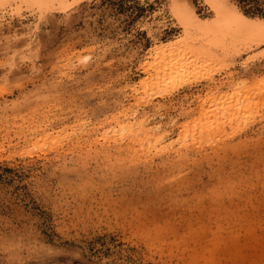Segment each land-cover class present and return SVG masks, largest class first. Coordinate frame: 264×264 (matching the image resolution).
<instances>
[{"label":"rangeland","instance_id":"374dc122","mask_svg":"<svg viewBox=\"0 0 264 264\" xmlns=\"http://www.w3.org/2000/svg\"><path fill=\"white\" fill-rule=\"evenodd\" d=\"M38 2L0 1V264H264V46L228 54L171 0Z\"/></svg>","mask_w":264,"mask_h":264},{"label":"bare ground","instance_id":"6f19581e","mask_svg":"<svg viewBox=\"0 0 264 264\" xmlns=\"http://www.w3.org/2000/svg\"><path fill=\"white\" fill-rule=\"evenodd\" d=\"M0 1H6V2H8V1L9 2L17 1V2H21V3H23V2L27 3L30 0H0ZM32 1L41 2L46 7L47 12H51L52 10H58V9L63 10V12H64V11H67L68 9L74 7V6H77L78 4H80L84 0H32ZM171 2H172L171 11L174 14V16L178 19L180 25L182 27H184L186 32H188V33L191 32L192 33V31L193 32L197 31V33H199V34H200V32L204 33L205 35H206V33H207V35L211 34L213 36L211 38L214 39V43L215 44H218L220 46H224L226 49H227L228 46L229 47H235V50H229L228 49L229 52H228V50H226L224 48L226 50V52H228V54L231 53V55L234 54L236 56L243 50H246V49H250L251 50L255 46H258V45L262 44L261 43L260 33H259V28L257 27L255 30L245 29V30L242 31L241 27L239 25H237V23L232 19L231 10L232 9L237 10L240 13V15L246 21L251 22L252 24H255L257 26L259 24H261V23H264V19H256V18H251V17L247 16L246 14H244V12L239 7L234 5L230 0H204V3L210 8V10L214 14L213 18H205V19L201 18L196 13V11L194 10V8L192 7V5H191V3L189 1H187V0H171ZM215 44H213V45H215ZM167 45L169 46V48H168ZM165 46H167V47H165ZM208 46H209L210 49H207V45H206V49H205V46L204 47L202 46L203 50L201 51L202 52L201 54L200 53H196L197 52L196 50L199 48L198 46H197L198 48L195 49V52L193 50L190 52V50H189V52L187 54H190V53L194 54L195 53L193 57L191 56L192 60L190 62H188L189 60L188 61L185 60V56H186L185 55V52H186L185 50L183 51L184 52L183 55H185V56H180V55H182L181 53H179L180 55L178 54L180 59L175 54V56H176V59H175L176 60V64L172 63V64H175L174 66L169 65V66H171L170 69H172L173 71H170L171 75L170 76L168 75L166 77V78H169V79L172 78V80H169L170 82H166L165 81L167 85L165 84L166 86L165 87L163 86V88H161L158 85V87H160V89L158 88V91L157 92L155 91L156 95L164 96V95L172 93L176 89L178 90L180 88H185V87H187L189 85H192V83L194 81H196L195 79H192V77L194 76L193 74L195 73V75H196V72L193 73V71H192V73H191V72L188 71L189 67L192 66L190 64H194L195 66L197 65V68H199L198 67L199 65H201V66L205 65L208 62L209 58H210V54L213 55L215 53L214 52L215 48L212 49V51H213L212 52L210 50L213 47H211V45H208ZM194 47H193V49H194ZM160 48L161 49H159V48H155L154 49V51H155L154 53H155L156 58L157 57L158 58L159 57H163L165 54H168L167 52H169V51H167V50H169L170 48H173V46L169 45V44H165L164 46H161ZM186 49H187V47H186ZM188 49H189V47H188ZM200 49H202V48H200ZM220 51H222V50H220ZM210 52H212V53H210ZM216 55H218V54H216ZM224 56L226 58V54ZM183 57H184V59H183ZM211 57H213V56H211ZM218 57H221V55L218 56ZM156 58H155V60L158 61ZM177 58L179 60H177ZM187 58L188 57H186V59ZM159 59H161V58H159ZM171 60H170V62H171ZM175 60H173L172 62H174ZM151 62H149V63L146 62L145 63L146 64V68L145 69H146L147 72H151V68L150 67H152V66L149 67L148 65L149 64L152 65L153 63H155V62H152V63ZM167 62L170 63L169 61H167ZM165 64H166V62H165ZM207 64H209V63H207ZM163 66H164V63H163ZM172 67H174V69ZM154 68H155V66H154ZM162 69H164V72H165L166 69H169V68L167 66H165ZM162 69H160V70H162ZM154 70H157V68H155ZM191 70H193V68L190 69V71ZM195 71L198 72L197 69ZM200 72H201V70H200ZM200 72H198V73H200ZM159 73H161V71H159ZM167 73H168V71H166V74ZM170 73H168V74H170ZM154 75H152V77H153V78L151 77L152 79H155ZM159 75H161V74H158V76ZM159 78H161V76H159ZM149 79L150 78L147 77V80H144L142 82V87H143V84H145V83H147L146 85L151 83L150 81H152V79L151 80H149ZM162 80L164 81V79H162ZM152 82L154 83V81H152ZM158 82H160V81H158ZM162 84H164V82ZM154 86H156V85H154ZM147 87L145 86V88H147ZM156 89H157V87H156Z\"/></svg>","mask_w":264,"mask_h":264},{"label":"snow or ice","instance_id":"6c2138e0","mask_svg":"<svg viewBox=\"0 0 264 264\" xmlns=\"http://www.w3.org/2000/svg\"><path fill=\"white\" fill-rule=\"evenodd\" d=\"M231 16H232V19L237 23V25H239L241 27L242 31L245 29L255 30L258 27L260 37H261V43H262V46H264V23H261L258 26L255 24H252L251 22L246 21L240 15V13L235 9L231 10Z\"/></svg>","mask_w":264,"mask_h":264},{"label":"trees","instance_id":"16d2710c","mask_svg":"<svg viewBox=\"0 0 264 264\" xmlns=\"http://www.w3.org/2000/svg\"><path fill=\"white\" fill-rule=\"evenodd\" d=\"M240 2H244V3L249 4L250 8H252V9H256V10L262 9L261 6L258 4V0H240Z\"/></svg>","mask_w":264,"mask_h":264}]
</instances>
